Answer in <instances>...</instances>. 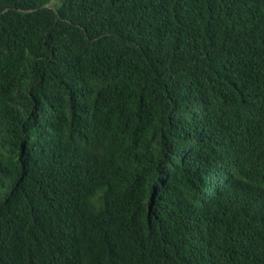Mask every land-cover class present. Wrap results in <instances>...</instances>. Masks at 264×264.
<instances>
[{"label":"trees","instance_id":"trees-1","mask_svg":"<svg viewBox=\"0 0 264 264\" xmlns=\"http://www.w3.org/2000/svg\"><path fill=\"white\" fill-rule=\"evenodd\" d=\"M0 264H264V0H0Z\"/></svg>","mask_w":264,"mask_h":264}]
</instances>
